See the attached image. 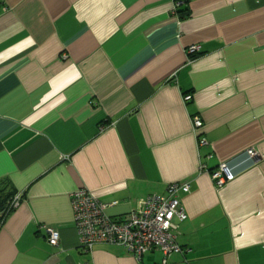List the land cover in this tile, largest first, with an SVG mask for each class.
I'll list each match as a JSON object with an SVG mask.
<instances>
[{"label":"crops","instance_id":"0c3cea01","mask_svg":"<svg viewBox=\"0 0 264 264\" xmlns=\"http://www.w3.org/2000/svg\"><path fill=\"white\" fill-rule=\"evenodd\" d=\"M174 1L0 0V264H162L84 250L72 196L123 219L174 183L189 251L168 264H264V0Z\"/></svg>","mask_w":264,"mask_h":264},{"label":"built area","instance_id":"2783aa9c","mask_svg":"<svg viewBox=\"0 0 264 264\" xmlns=\"http://www.w3.org/2000/svg\"><path fill=\"white\" fill-rule=\"evenodd\" d=\"M182 2L174 1V13L177 14ZM199 51L198 46H191L187 53L194 55ZM192 100V95L184 96V101ZM203 127V121L194 118L196 133ZM201 147L209 144L207 138L199 135ZM250 158H257L258 153L249 150ZM218 188H223L228 182L236 178L228 163H221L214 170L209 171ZM191 191L190 183H174L166 194L148 196L137 210H133L123 219H114L108 214V209L119 204L118 201L102 202L95 194L86 188L73 193L72 204L75 223L80 237V245L86 251H91L96 245L123 246L133 253L137 260L155 250L162 252V264H168L169 258L176 253L184 254L189 251L183 248L177 237L178 222L187 219L182 203V194ZM23 194L17 193L9 203L6 212L19 207ZM49 233V242L58 245L60 233L46 227Z\"/></svg>","mask_w":264,"mask_h":264},{"label":"trees","instance_id":"16d2710c","mask_svg":"<svg viewBox=\"0 0 264 264\" xmlns=\"http://www.w3.org/2000/svg\"><path fill=\"white\" fill-rule=\"evenodd\" d=\"M13 197H14V196H12L11 200L13 199ZM11 200H10V202H11ZM6 207H7V206H6Z\"/></svg>","mask_w":264,"mask_h":264}]
</instances>
